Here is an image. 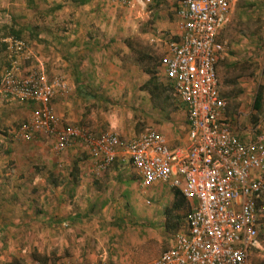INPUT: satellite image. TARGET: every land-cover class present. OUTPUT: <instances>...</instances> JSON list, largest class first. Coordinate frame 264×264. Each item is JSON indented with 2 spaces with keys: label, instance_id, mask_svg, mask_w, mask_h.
<instances>
[{
  "label": "rangeland",
  "instance_id": "1",
  "mask_svg": "<svg viewBox=\"0 0 264 264\" xmlns=\"http://www.w3.org/2000/svg\"><path fill=\"white\" fill-rule=\"evenodd\" d=\"M179 1L132 0L123 6L96 0L90 5V20L81 18L83 12L75 18L70 4L69 9L47 12L44 18L41 3L40 9L31 10L33 18L24 23L36 33L23 36L28 41L23 66L25 71H44L65 85L66 94L57 97L73 102L67 107L73 111L59 118V127L123 137L150 128L171 145L184 140L183 106L161 69L152 78L142 70L143 63L151 64V59H140L143 54L160 59L175 36ZM48 9L44 7V13ZM60 27H80L92 34L86 37L93 40L87 49L73 52L80 69H72L81 78L82 88L87 87L84 99L70 98L68 80L77 74L60 65L54 48L46 50L43 45H52L54 38L41 35V30ZM220 39L226 47L217 64V77L227 103V124L232 133L248 140L264 127V103L260 111L253 109L258 90L264 98V0H237ZM1 67L2 72L5 65ZM150 79L159 85L157 99L143 89ZM31 109L0 99V264L78 263L80 257L95 264H139L164 251L173 236L164 229L173 190L160 184L144 188L135 170L118 163L102 174L107 180L100 179L102 175L92 172L94 159L77 143L55 153L52 138L15 139L14 131ZM92 181L105 188L90 190L87 185ZM186 212L185 208L176 213L185 217ZM149 229L155 232L154 238H147ZM93 252L102 257H91ZM248 264H264V237L251 246Z\"/></svg>",
  "mask_w": 264,
  "mask_h": 264
},
{
  "label": "built area",
  "instance_id": "2",
  "mask_svg": "<svg viewBox=\"0 0 264 264\" xmlns=\"http://www.w3.org/2000/svg\"><path fill=\"white\" fill-rule=\"evenodd\" d=\"M233 2L180 0L176 8L175 36L159 60L163 77L185 111V139L176 145L150 128L123 137L59 127L52 102L67 92L60 79H47L34 69L22 75L14 60L0 74V98L35 105L14 131L15 139L52 138L55 153L77 143L94 159L95 176L117 162L136 171L140 186H168L187 201L185 227L173 235L171 246L139 264H248L251 246L264 234V127L248 140L231 132L217 77L226 47L218 33L229 21ZM0 42L8 43L9 53L15 55L10 57L27 55L21 40Z\"/></svg>",
  "mask_w": 264,
  "mask_h": 264
},
{
  "label": "crops",
  "instance_id": "3",
  "mask_svg": "<svg viewBox=\"0 0 264 264\" xmlns=\"http://www.w3.org/2000/svg\"><path fill=\"white\" fill-rule=\"evenodd\" d=\"M95 2H96V0H68L67 2H64V0H0V36H4L3 39H8V38L12 39L9 36H6V35L10 34L11 29L12 30H16V31L17 30H21V33H22L21 36H25V34L26 33L28 34L29 32L32 33L33 30H31L29 25L27 23H24V21L29 22L30 21L29 17L33 18V13H31V10L40 9V3H41V18H44L46 15L50 14V13H47V12H49L48 11L49 9L46 10V13H44V11H43V8L47 7V5H48L49 8L51 6L52 7L53 6L54 7H58L59 6V8H58L59 10L58 11H63V10L65 11V10L69 9L68 5L70 4V5H72L71 10L75 11L73 13V16L75 18L78 17L79 13L83 12L82 13L83 15L81 16V18H85V19H89L90 20L91 19V15H90L91 12L89 10H91V6H93V4H95ZM236 3H237V0H234V2L232 4V7H231L230 16L233 13V10H234V7H235ZM42 4H43V6H42ZM96 5L98 7V3H96ZM230 16H229V18H230ZM63 20L64 21H61L63 23V26H66V24L64 23L65 19H63ZM75 24L76 25L79 24V20L76 19L75 20ZM23 28H24V30H23ZM62 28H64V27H60V30H58V29H56V30H51V29L50 30H45V29L41 30V35L44 32L45 35L51 36V37L54 38V42L50 41V43L52 45L47 44L46 42L43 45L45 47H47V48H45L46 50H50L51 48H54L53 51L55 53L58 52L57 55H59L60 58L58 56H56V55H55V57L59 58L57 60L60 61V63H61L60 65H62V66L64 65V66L68 67L69 69H71L72 71H73L72 68H74L75 70H79L80 69V65L76 64V62H78V60L74 59V55H75V53H80L82 51V49H87L86 48L87 45L93 43V40H89V39L86 38V37H88V36H90L92 34L88 33L86 31V29H85V31H83L80 27H77V29H75V28L67 29V27H65V30H63ZM175 28H176V25H175ZM223 28L218 33V38H219L220 41H222L220 39V37H221V33L223 31ZM69 36H71V38H69ZM62 37H65L69 41L64 43ZM80 37H83V38H80ZM44 38L46 40H51L50 38L49 39H47L46 37H44ZM222 42H224V41H222ZM0 47H1V50H0V70H1V68H2L1 64L7 65V63H8L6 58L9 56V54H8L9 45H8V43H5V44H2V46L0 45ZM44 52H48V51H44ZM73 52H75V53H73ZM83 52H86V50H84ZM222 53H221V55H222ZM221 55H220V57H221ZM2 56H5V57L2 58ZM220 57H219V59H220ZM23 61L25 62V60H23L22 56H18L17 59H16L17 66H18L20 74L27 73V70L25 71V69H24L25 66H23ZM216 69H217V66H216ZM48 72H49V68H48ZM41 73L43 74V76L45 78L51 79V78L48 77V75L46 73H44V71H41ZM73 73H77V72L73 71ZM68 82H69L70 86L72 87V89H71L72 97H70V98L80 99L81 97H83V99H84L86 97L85 94H87V93L81 86V78H79L78 76L74 77L72 75V78H70V80H68ZM221 96L223 97L222 94H221ZM11 103H17L19 105L28 106V107H30V109L32 108L30 110V112L34 109V107H31L29 104L27 105L26 103H18V102H11ZM72 104H73V102L61 101L60 97H55L53 102H52V105L54 107L55 113H56V115L59 118L62 117V116H65L64 115L65 113L69 114V109L71 111H73L72 108H67V107H70ZM73 108L75 109L76 106H74ZM73 114H75V112H73ZM74 119L75 118H72L71 121L74 120ZM185 122H186V118H185ZM46 138H48V137H46ZM180 142H182V141H180ZM114 164H117V162L114 163ZM103 176L104 175H102V177L100 179H102ZM104 178H105V180H107L106 176H104ZM87 181H89V180L86 179V182ZM87 187H89L90 190L95 191V192H96V190L97 191H99V190L102 191L105 188V187H101L100 185H98L97 182H95V181H92L89 185H87ZM263 198H264V196H263ZM187 206H188V204H187ZM115 223H117V222H115ZM96 226H98V225H96ZM102 227L105 228L106 225L103 224ZM145 234L147 235L148 239H151V238L155 237V232H153L151 229H149L147 232H145ZM263 237H264V234H262V238ZM172 238H173V236H172ZM172 238L170 240L169 245H167V247L165 248V250L168 247L171 246ZM88 254H90V253L88 252V250H86V255H88ZM91 254L93 255L91 257H94L95 259L102 257V256L94 255V252L91 253ZM86 255H85V257H86ZM154 258H156V257H154ZM154 258H152V259H154ZM111 259H113V257ZM114 260H116V259H114ZM77 261H78L79 264H95V262H96V261H94V263H92L90 261L87 262L84 257H80ZM146 261H148V260H146ZM112 262H116V261H112Z\"/></svg>",
  "mask_w": 264,
  "mask_h": 264
},
{
  "label": "trees",
  "instance_id": "4",
  "mask_svg": "<svg viewBox=\"0 0 264 264\" xmlns=\"http://www.w3.org/2000/svg\"><path fill=\"white\" fill-rule=\"evenodd\" d=\"M58 7H50L49 8V12H53L55 10H59ZM24 30V28H23ZM33 30V29H32ZM34 33H36L34 30L32 31V33H28V35L32 36ZM22 33H21V30H12L11 29V32L10 34L6 35V36H9L10 38L12 39H15V40H21L23 42H25L27 44V40L25 38H23V36H21ZM4 36H0V39H3ZM63 38V41L64 43H66L67 41H69L68 39H66L65 37H62ZM128 47H130L128 45V42H125ZM2 44H5V42H0V45L2 46ZM88 46V45H87ZM9 56L6 58L7 60V65H5V69H8L10 66H11V61L14 60L16 61L17 57H10V56H15V55H11V53H9ZM146 59H151V64H146V62H144V60ZM141 60H143V68L142 70L146 73V74H149L151 75L152 78H154L155 74L157 73V68L159 67L160 68V62H159V58L158 56L156 57H153L152 55H146V54H143L142 57H140ZM145 65V66H144ZM4 69V70H5ZM1 72V71H0ZM3 72V71H2ZM1 72V73H2ZM77 76H78V73H76ZM154 79H150L149 81H147L146 83L143 84V89L146 90L151 97H153V99H157L159 96H160V92L159 91V85H157V83L153 82ZM169 83V82H168ZM170 87L172 88L171 84L169 83ZM152 87V88H150ZM86 86H85V91H86ZM224 98V97H223ZM1 101H5L7 102L4 98H0ZM264 103V98H263V95H262V92L260 90H258L256 96H255V99H254V104H253V109L255 111H260L261 108H262V105ZM27 105L29 104L31 107H34L35 108V105L32 104V103H29L27 102L26 103ZM33 105V106H32ZM173 204H172V207L170 209H167L165 210V231L167 233H170L172 235L178 233L179 231H182L183 228L185 227L183 223L184 222V215H177V211H183L185 208H187V201L176 191H173ZM45 261V260H44Z\"/></svg>",
  "mask_w": 264,
  "mask_h": 264
}]
</instances>
